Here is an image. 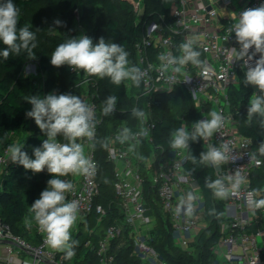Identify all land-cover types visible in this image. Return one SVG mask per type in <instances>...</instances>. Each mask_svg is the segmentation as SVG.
I'll return each mask as SVG.
<instances>
[{
    "label": "built area",
    "instance_id": "obj_1",
    "mask_svg": "<svg viewBox=\"0 0 264 264\" xmlns=\"http://www.w3.org/2000/svg\"><path fill=\"white\" fill-rule=\"evenodd\" d=\"M260 3H264V0H179L172 6L171 21L161 19L145 23L144 34L138 44L143 92L136 95V98L148 97V109L142 111L144 116L139 118V129L130 130L125 120L118 126L117 131L109 134L107 138V159L114 164V190L123 217L109 226L104 237L98 242L96 253L100 264H114L115 239L120 240L119 246L131 241L133 253L140 258L141 264H169L150 243L151 231L157 220L146 197L144 185L147 178L154 184L161 211L171 219L177 245L187 248L206 225L202 192L195 179L185 171L188 149H166L164 145L160 148L154 147L155 121L150 99L155 94L172 92L179 85L191 93L200 110L197 122L210 119L212 111H218L224 117L223 126L214 132L212 137L203 141L206 150L209 145L220 147L226 144L229 148L228 162L213 166L217 178L224 179L230 192L232 181L229 177L239 174L246 178L235 194H230L227 198L226 220L221 224V235L212 249L219 261L216 264H264V208L256 209L250 206L253 199L258 200V194L251 188V173L253 169L263 165V160L253 148L252 140L238 132L229 109L228 90L232 84L238 82L235 55L240 46L236 42L235 33L231 31L235 21L225 14L236 13L238 17L244 9L256 7ZM78 27L81 29L80 34L87 35L82 24L79 23ZM188 40H194V49L201 52L200 59L204 62L206 71L190 62L185 65L168 62L172 58L182 57L180 45ZM161 55L166 59L160 60ZM251 63L253 62L245 65L243 61L246 71ZM176 68L180 71L176 72ZM78 72L81 74L79 84L86 88L82 99L86 100L93 110L95 124L94 137L90 140L83 138L79 142L87 150L85 154L88 158L95 162L96 170L92 176L71 175L61 178L73 184V189L66 194V199L77 200L79 204L77 220L71 233L75 232L76 228L78 231V226L92 213L97 216L98 221L106 215L105 207L99 202L100 171L94 144L98 125L103 121V115L98 114L94 100L99 89L94 76H88L81 70ZM91 87L96 90L90 92ZM254 91L256 94L259 92L256 87ZM125 128L130 130L131 135L121 143L117 137ZM142 138L152 148L148 159L142 156ZM8 147L0 154V180L7 172ZM143 171L148 172L147 178ZM189 193L195 197L194 200L188 201ZM189 203L192 205L190 214L187 212ZM35 232L41 240L39 244L14 233L0 217V243L12 241L28 254L21 256L12 244H6L0 248V264H37L38 261L41 264H58L57 251L47 245L45 234L39 230L36 223ZM258 238L262 239L261 244Z\"/></svg>",
    "mask_w": 264,
    "mask_h": 264
},
{
    "label": "trees",
    "instance_id": "obj_2",
    "mask_svg": "<svg viewBox=\"0 0 264 264\" xmlns=\"http://www.w3.org/2000/svg\"><path fill=\"white\" fill-rule=\"evenodd\" d=\"M45 0H13L22 12L32 3ZM144 4V12L141 16L135 3ZM4 0H0V3ZM63 5L64 11L50 20H44L38 28L33 27L30 31L36 35V58L39 61L43 72V84H34L31 77L16 76L23 70V67L30 61L26 53L10 55L7 61L0 57V154L5 148L12 144L11 134L17 128L27 129L28 122L35 129L24 139L22 151L32 153L34 147H39L45 138L34 119L26 117V111L31 110L32 105L27 103L25 96L39 95L41 97L51 92L71 93L82 98L86 92L85 86L79 84L81 74L78 70L73 71L68 66L54 67L50 63L51 54L59 43L65 42L68 38L80 34L78 27L82 24L87 35L97 42L103 36L105 41L117 43L129 53V66H136L140 69L138 61V44L144 34L146 22L152 20L169 22L172 20V6L179 0H58ZM83 10V11H82ZM81 15L75 16L76 12ZM78 17V18H77ZM62 21L57 26L54 21ZM28 26L26 19L20 13L18 27ZM0 42V50L5 48ZM238 82L230 86L228 90L229 109L235 119L236 127L241 135L252 140V146L257 150L263 160V165L255 168L251 173V188L258 194V199H264V154L259 152V147L264 143V117L259 113L249 116V101L253 95H259L254 91V86L245 85V68L242 60H237ZM98 84V96L94 98L97 103L98 114L103 115V121L98 125L94 141L95 157L98 161L101 183V194L99 202L105 207L106 215L98 221L95 214L88 216L87 220L78 226V233L72 238L78 241L85 227L84 237L90 241V247L85 248L83 242L75 247L78 258L75 264H100L99 256L96 253L98 242L104 237L109 226L116 223L118 218L123 217L119 200L114 190V164L107 159L108 135L117 131L118 126L125 120L127 126L134 131L139 129V118L133 115L134 109L143 111L148 109V97L140 95L143 92V85L140 80L139 86L131 81H123L120 85L113 84L109 78L94 76ZM90 92L94 89L91 87ZM115 96L117 103L108 115L103 114V106L107 97ZM83 100V99H82ZM85 103H89L83 100ZM151 109L155 121L153 129L154 147L160 148L164 145L166 149L171 148L172 134L176 129L185 127L189 131L200 117V110L196 106L191 93L182 85L174 88L172 92L155 94L150 99ZM28 105V108L26 109ZM138 108H135V106ZM204 140L189 142L188 156L185 162V171L197 182L203 195V216L206 225L198 232L194 240L189 244L193 251L181 247L175 243L172 222L169 216L161 211L160 202L156 197V189L152 180L148 179V172L143 171L146 182L144 185L146 197L157 223L151 231L150 243L159 252L161 258L166 259L169 264H216V256L213 247L219 239L221 224L225 218V204L228 199H219L215 196L213 189L208 184L218 179L213 165L200 162V155L207 150L204 147ZM142 156L148 159L152 150L150 144L142 138ZM29 170H23L22 166L10 163L7 172L0 180V217L8 224L12 231L19 234L34 244L41 242L35 229H27L23 220L30 214L31 204L40 197V193L47 187V181L53 178L45 170L38 174L39 179L33 183L31 197L26 198L19 188L20 177H28ZM71 176V175H69ZM62 178V177H61ZM29 233V234H28ZM83 237V238H84ZM125 239V238H124ZM120 240L113 241V250L116 253L114 264H141L140 258L133 253L132 242L127 241L119 246ZM64 263L68 261L66 253ZM58 258V256H57Z\"/></svg>",
    "mask_w": 264,
    "mask_h": 264
},
{
    "label": "clouds",
    "instance_id": "obj_3",
    "mask_svg": "<svg viewBox=\"0 0 264 264\" xmlns=\"http://www.w3.org/2000/svg\"><path fill=\"white\" fill-rule=\"evenodd\" d=\"M225 14L235 21L231 31L235 33L236 42L240 46L235 58L244 61L245 65L253 62L251 66H247L243 83L256 87L260 94L251 97L248 114L252 116L259 113L264 117V3L244 9L238 17L236 13ZM19 17L20 9L13 0L0 3V42L6 46L0 50V57H3L4 61H7L10 55L18 56L22 52L26 53L27 59H36V35L26 25L18 27ZM54 23L57 26L62 25L60 20H55ZM193 44L194 40L182 43V57L172 58L168 62L180 65L190 62L206 71L204 62L200 59L201 52L195 50ZM128 56L129 53L123 46L111 41L106 42L103 36L94 43L92 37L80 34L59 43L51 54L50 63L57 68L66 65L73 71L81 70L88 76L101 79L107 77L115 85L127 80L138 87L141 70L136 66H129ZM159 59L163 61L166 57L161 55ZM175 71L179 72L180 69L176 68ZM26 101L32 105L31 110L25 113L26 117L34 119L45 138L39 147L32 149L34 158L22 151V147L17 144L9 145L7 150L13 163L25 170H31L33 174L46 170L53 177L47 181V187L31 204L29 211L33 214L39 230L45 234L47 245L56 251L65 252L66 258H71L75 255V247L78 244V241L72 239L71 229L77 220L79 204L77 200L66 199V194L72 191L73 184L61 177L95 174L96 164L88 158L83 144L79 142L83 138L90 140L94 137V112L80 96L71 93L51 92L43 97L30 95L26 97ZM116 103L115 96L107 97L102 109L103 114L112 113ZM133 115L140 118L144 113L134 109ZM223 124V115L212 111L210 119L196 122L191 131L185 127L176 129L172 134L171 147L177 150L188 149L190 141L207 140ZM130 135V130L125 128L117 139L124 143ZM228 152L226 144L220 147L209 145L208 150L201 153L200 162L219 166L228 162ZM259 152L264 154V143L260 145ZM228 179L232 181L231 192L224 179H216L208 184L217 198L226 199L230 194H235L246 178L237 174ZM187 199L192 201L195 197L189 193ZM250 206L256 209L264 208V199H253ZM177 210L179 211V207ZM187 212H192L191 203L187 206Z\"/></svg>",
    "mask_w": 264,
    "mask_h": 264
},
{
    "label": "rangeland",
    "instance_id": "obj_4",
    "mask_svg": "<svg viewBox=\"0 0 264 264\" xmlns=\"http://www.w3.org/2000/svg\"><path fill=\"white\" fill-rule=\"evenodd\" d=\"M136 8L139 10V14L142 16L143 12H144V4L142 3V1L136 2L135 3ZM64 11V7L63 5H61L58 0H45V1H41V2H35L32 3L28 8L24 9L22 12L23 17L26 19V21L29 24V30H31L33 27H37L38 25L44 21V20H50L56 16H59L60 13H62ZM83 11V10H82ZM76 15L75 16H80L81 12L79 11H75ZM23 76V77H31L34 80V84L35 85H42L43 84V72L42 69L40 67L39 61L36 59L32 60L30 59V61L23 67V70L16 76V78ZM27 94L25 96V98L27 96H30V92L25 93ZM26 100V99H25ZM28 103V102H27ZM28 108V105L26 107V109ZM27 112V111H26ZM35 129V125H31L30 122H28V126L27 129L25 128H17L12 134H11V139H12V144H17L19 146H23V141L24 139ZM87 150H85L86 153ZM4 152V151H3ZM30 157L34 158L32 153L28 154ZM7 156V166L12 163V160L10 158V153L8 152L6 154ZM23 168V167H22ZM24 170V168H23ZM30 171V174L28 177H20L18 180L19 183V188L21 189V192L23 193V195L26 198H30L31 197V192L33 189V183L32 181H37L39 179L38 174H33ZM33 214L30 212V214H28L25 219L23 220L24 225L27 227L28 231L33 229ZM77 228L75 230V232L71 233L72 238L74 237V235L76 233H78ZM29 234V233H28ZM84 235H86V230L85 227H83V233L81 236H79L78 241L79 242H83L84 243V247L85 248H89L90 247V241L87 240ZM84 237V238H83ZM89 241V242H88ZM262 239L258 238V242L261 244ZM1 246V245H0ZM3 247V246H2ZM1 247V248H2ZM187 249L189 251H193V248H191V246H188ZM57 261L58 264H75V260L78 258L77 253H75L74 256H72L71 258H68V261L66 263H64V254L61 251H57ZM217 260V258H216ZM219 262V261H217ZM40 261L37 262V264H39ZM46 264H49L47 262H45ZM41 264V263H40Z\"/></svg>",
    "mask_w": 264,
    "mask_h": 264
},
{
    "label": "crops",
    "instance_id": "obj_5",
    "mask_svg": "<svg viewBox=\"0 0 264 264\" xmlns=\"http://www.w3.org/2000/svg\"><path fill=\"white\" fill-rule=\"evenodd\" d=\"M197 183V182H196ZM197 186H198V184H197ZM199 187V186H198ZM199 189H200V187H199ZM201 191V190H200ZM226 211V210H225ZM204 224H205V222H204ZM81 225V224H80ZM33 228L35 229V221L33 220ZM9 245V244H11V243H9V242H2V243H0V248L2 247V246H4V245ZM12 247L14 248V250L19 254V255H21V256H28V254L26 253V252H23L17 245H15V244H12ZM3 248V247H2Z\"/></svg>",
    "mask_w": 264,
    "mask_h": 264
},
{
    "label": "water",
    "instance_id": "obj_6",
    "mask_svg": "<svg viewBox=\"0 0 264 264\" xmlns=\"http://www.w3.org/2000/svg\"><path fill=\"white\" fill-rule=\"evenodd\" d=\"M7 242H9V243H11V244H15V243H13L12 241H7ZM16 245V244H15ZM47 263H49V262H47ZM50 264V263H49Z\"/></svg>",
    "mask_w": 264,
    "mask_h": 264
}]
</instances>
